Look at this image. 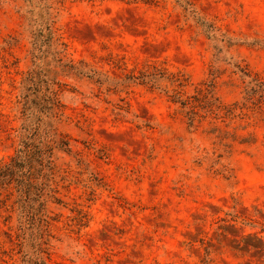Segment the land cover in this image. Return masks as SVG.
<instances>
[{
	"label": "rangeland",
	"instance_id": "obj_1",
	"mask_svg": "<svg viewBox=\"0 0 264 264\" xmlns=\"http://www.w3.org/2000/svg\"><path fill=\"white\" fill-rule=\"evenodd\" d=\"M34 4L0 0V164L19 147L24 80L51 69L71 151L54 150L47 264H264V112L239 107L244 72L264 81V0ZM48 26L56 43L35 62ZM71 60L123 86L69 75ZM200 89L236 112L190 126L171 95ZM16 231L3 208L0 264H24Z\"/></svg>",
	"mask_w": 264,
	"mask_h": 264
},
{
	"label": "trees",
	"instance_id": "obj_2",
	"mask_svg": "<svg viewBox=\"0 0 264 264\" xmlns=\"http://www.w3.org/2000/svg\"><path fill=\"white\" fill-rule=\"evenodd\" d=\"M28 1L35 8L34 3L43 0ZM181 1L188 3V0ZM33 8L29 10L31 14L34 13ZM202 24L207 26V31L213 30L211 24L206 22ZM46 31H49L48 35L45 34ZM33 35L36 62L44 58L46 47L52 48L56 39L52 35L51 26L37 29ZM55 51L60 56V51L58 49ZM61 60L59 57L57 61ZM50 73L51 69L42 70L37 65L24 80L21 95L24 121L19 147L11 161L0 164V213L3 208H10L17 215L15 235L21 251L24 252V264H47L43 256L46 252L43 244L46 243L52 219L49 203L52 199L58 203L62 202L57 197V190L52 183L54 150L55 147H59L61 150L71 151L68 141L58 132L55 125L62 104L58 91L51 83ZM67 74L78 78H90L101 87L108 84V90H111V87L123 86V83L118 81L111 82L107 76L97 69L90 68L83 60L78 62L71 60ZM244 75L250 80L245 90L244 102L240 106L237 105L254 113L264 112V81L252 77L248 72H244ZM147 76L151 81L155 80L152 74L147 75L146 72L142 75L143 80L147 81ZM138 78L135 75L129 76L130 80ZM176 81L182 86L187 84L186 78H177ZM210 86H214V83ZM210 93V90L206 93L200 89L198 94L184 97L181 91H176L171 97L173 102L181 104L190 126H195L196 122H201L210 114L218 116L223 109H227V105L219 102L218 98H213ZM227 112L235 113L236 108L231 107ZM8 234L9 238L13 237L12 233Z\"/></svg>",
	"mask_w": 264,
	"mask_h": 264
}]
</instances>
